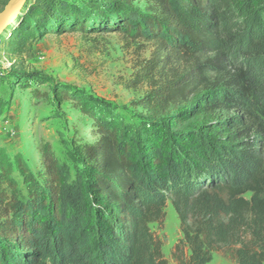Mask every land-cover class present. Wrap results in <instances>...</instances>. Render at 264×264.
I'll list each match as a JSON object with an SVG mask.
<instances>
[{
    "label": "trees",
    "instance_id": "trees-1",
    "mask_svg": "<svg viewBox=\"0 0 264 264\" xmlns=\"http://www.w3.org/2000/svg\"><path fill=\"white\" fill-rule=\"evenodd\" d=\"M136 1L27 0L0 37L14 54L74 32L153 46L130 83L146 87L133 102L145 113L138 123L39 74L0 80L35 98L49 82L94 138L71 144L80 166L71 183L49 144L37 179L18 157L23 197L0 159V264H169L150 229L168 204L182 234L176 264H209L215 252L264 264V0H145V11ZM189 120L194 128L173 129Z\"/></svg>",
    "mask_w": 264,
    "mask_h": 264
},
{
    "label": "rangeland",
    "instance_id": "rangeland-1",
    "mask_svg": "<svg viewBox=\"0 0 264 264\" xmlns=\"http://www.w3.org/2000/svg\"><path fill=\"white\" fill-rule=\"evenodd\" d=\"M152 6V1L133 3L140 11ZM12 49L6 41L0 43V80L12 72L39 74L113 108L116 115L129 124L138 123L145 117L143 110L133 102L141 98L146 87L130 85L142 62L149 59L153 51V46L144 40H131L115 33L74 32L44 35L19 54H14ZM51 89L49 82L43 84L39 92L44 95L35 98L29 88H10L0 82V159L11 166V178L22 197L26 189L17 169L18 157L37 179L41 167L39 148L49 144L68 172L71 183L75 180L76 168L80 167L73 159L71 144L94 140L89 131L90 121L70 104L56 103ZM169 112H173V107ZM196 123L197 120L185 121L174 125L173 129L187 131ZM68 199L72 200L68 203L72 210L78 213L76 186ZM150 229L162 243V253L168 263L176 264L172 256L182 234L170 204L165 209L162 223L151 224ZM209 264L235 262L232 253L215 252Z\"/></svg>",
    "mask_w": 264,
    "mask_h": 264
},
{
    "label": "water",
    "instance_id": "water-1",
    "mask_svg": "<svg viewBox=\"0 0 264 264\" xmlns=\"http://www.w3.org/2000/svg\"><path fill=\"white\" fill-rule=\"evenodd\" d=\"M27 0H9L0 12V37L22 11Z\"/></svg>",
    "mask_w": 264,
    "mask_h": 264
}]
</instances>
